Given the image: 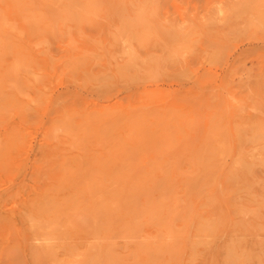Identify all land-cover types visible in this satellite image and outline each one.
I'll use <instances>...</instances> for the list:
<instances>
[{"label":"rangeland","instance_id":"obj_1","mask_svg":"<svg viewBox=\"0 0 264 264\" xmlns=\"http://www.w3.org/2000/svg\"><path fill=\"white\" fill-rule=\"evenodd\" d=\"M0 151V264H46L50 250L65 264L62 186L72 174H178L187 184L170 186L180 189L211 174L221 201L228 172L245 185L246 161L261 163L251 191L217 211L248 236L224 230L212 244L204 237V253L183 248L177 259L224 264L238 240L234 264H264V0H0ZM209 188L194 195L210 198Z\"/></svg>","mask_w":264,"mask_h":264},{"label":"bare ground","instance_id":"obj_2","mask_svg":"<svg viewBox=\"0 0 264 264\" xmlns=\"http://www.w3.org/2000/svg\"><path fill=\"white\" fill-rule=\"evenodd\" d=\"M222 146H223V144H222ZM259 149H258V151H259ZM261 149H262V146H261ZM2 150H3V148H2ZM260 155H261V152H260ZM260 155H258V157ZM216 157H217V155H216ZM246 159L249 160V158H246ZM194 160L195 159H193V161ZM217 160H219V158ZM242 160L245 162V160L243 158H242ZM253 160H255V159H253ZM191 163H192V161H191ZM239 163L241 164V160H239ZM194 164H195V162H194ZM220 164H221V162H220ZM224 164H225V162H224ZM242 164L243 165H240V166H242V168L239 170L238 175L241 177L240 182L245 183V185L244 184L239 185L237 183V181H234L235 177H232L233 179H231V175H229V174H233V176H234L236 174V173L234 174V171H232V173L228 172V176H229L230 180L233 181L234 183L227 184L224 187H222L221 189L219 188L221 185L218 187V189H219L218 193H220L218 196H220L221 201L216 199V196H214V193L217 191L216 187H217V183L219 185V181L217 180V182H216V180H215L216 187L213 185L215 188L214 187L209 188V186L211 184H213V181H214L213 175H211V174L208 176L202 177L204 179L200 183H198L196 186L194 185L195 187L194 186H193V188L191 187L192 189L191 188L186 189L184 187H182L180 189L177 187V186L180 187V184H181V186H183L184 184H187V182L185 180L186 176L184 177V175H178V174L175 176L173 175L174 177H171V175H169V174L167 175L164 173H162V174L156 173L157 175L156 174L152 175V173H150V174H146L145 176L143 175L144 177L138 176L141 178H135V176H133V177L130 176L132 174H130V175L125 174L124 175V173H122V172L116 173L119 175H114V174L99 175V173H98L96 175L87 174V176L84 179H82L84 176H82V178H81L79 175V178L81 180H84L83 182L79 181V179L76 178V176H78L77 174L75 175V177L72 176L73 174L68 176L67 178L65 177L66 180L68 178L70 180V181L68 180L67 182H65L66 184L64 183L65 185L63 184V186H62L63 187V189H62L63 193L67 195V196H64L65 197L64 199H66L64 201L65 205H64L63 201H62V203L65 206V209L67 208V212L69 213V214L65 213L66 217L68 216L66 218V222H67L66 225H67V231H68L69 235L65 238V240L63 237L64 248L61 249V247H60L61 251L64 250L63 258L65 259V264H132V263H135V264H171L172 259L174 260L175 257H176L175 260H177V262H178V259H177L178 252L183 248H185L187 250H192V251L197 250L198 252L204 253L203 251H205V249L208 248L207 246L211 245L212 241L217 240L216 236L220 235L222 232L230 230V234L233 237H237V238L242 237V236H243L242 238H244L245 236L247 237L248 235L244 231L243 224L240 223V221H243L246 223V220L242 216L245 214L241 213V211L246 212L247 211L246 209H242L241 211L238 212V213H240L238 215L242 214L241 216H242L243 220L239 221V223L242 224V226L236 222L229 220V219L227 220L226 216L220 217V215L222 213H221V211L220 212L217 211V210H221V206H219V204L217 203L218 201L220 203L223 202L224 205L226 204L224 206V209H226V211H227V209H230V211H231V209L234 208V205L233 204L231 205L232 196L234 194L237 195L238 192L240 193V191L242 192L244 188L248 191L249 190L251 191V189H250L251 185L248 183H251L252 180L251 181H249V180L251 178L253 171L255 170V167H257L258 165H261V163L260 162H253V161H246L245 163L242 162ZM262 165H264V164H262ZM177 166L178 165H176V169L178 168ZM162 168H164V167H162ZM200 169H201V167H200ZM182 171H181V173H182ZM191 171L193 172V170H191ZM236 171H238V170H236ZM194 173H196V172H194ZM79 174H81V173H79ZM133 175H136V174H133ZM63 176H64V174H63ZM63 176L61 178V181L63 180ZM176 177H178V178L182 177L181 179H183V177H184L185 181L180 180V183L178 182V185L177 186L175 185L176 188H172L170 186V183L174 182L175 180L177 181L178 178L176 179ZM218 177H219V175H218ZM196 178L197 177H195V179ZM237 178L239 179V177H237ZM71 179H73L74 182L78 180L77 185L82 183V185H84V186L82 188H80L79 186H77L73 182L71 183V181H72ZM186 179L187 180L188 179L193 180L194 177H193V179H192V177H189ZM215 179H217V177ZM172 180H174V181H172ZM227 180L229 181V179H227ZM182 181L184 182L183 185H182ZM228 181H226V182H228ZM62 183H63V181H62ZM162 183L166 184V186H164V184H162ZM59 184H60V181H59ZM64 186H65L66 190L64 189ZM78 187H79V189H77ZM205 187H207V189L208 188L211 189L210 190L211 193H212V188L215 189V192L212 193V195L209 194L211 197L213 196L215 200L213 199V197H212L213 200L212 199L209 200L211 198L210 196H209L210 198H206L207 196L204 195L205 197L199 198L198 194H197V196L194 195L195 193L193 191H199ZM257 188H259V187H257ZM53 190L55 191L54 188H53ZM56 190L59 191V192H57L58 193L57 195H59V193L61 191L57 188H56ZM49 191L51 193L52 190L49 189ZM65 191H66V193H65ZM45 192H47V189ZM140 193L142 195L141 200H140ZM182 193H184V194L180 195ZM51 195H53V194H51ZM46 196H47V194H46ZM181 196L182 197L184 196V198L182 199ZM199 196H200V194H199ZM196 197H197V199H196ZM248 197H249V195H248ZM44 198H46V197H44ZM45 200H47V199H45ZM45 200H44V202H45ZM182 200H184L186 203L182 204L181 203ZM54 201L55 200H53V202ZM239 201H240V199H239ZM261 203H263V202H261ZM40 204L46 205V203H40ZM58 204L60 205L59 202H58ZM40 207L42 208L43 206L41 205ZM259 207L262 208V207H264V205L263 206L259 205ZM259 207H258V211L260 209ZM255 208H257V207L255 206ZM55 209L59 210L58 208H55ZM55 209H54V211H55ZM65 209H64V211H65ZM235 209H237V208H235ZM237 210H234V211L237 212ZM39 211H41V210H39ZM44 211H46V210H44ZM154 211H158L160 214V216L158 217L157 220H154V216H155ZM215 211H217V214L219 216H217V214L215 215ZM253 211L255 212V210H253ZM253 211L249 210L247 212H252L251 215H253V214L256 215V212L253 213ZM49 212L51 213L50 210H49ZM55 213L59 214V212H57V211ZM247 215H249V213ZM251 215H249V216H251ZM49 218H50V216H49ZM246 218H248V217H246ZM256 218H257V216H256ZM11 221H12V219H11ZM54 221H55V219H54ZM8 224H10L9 221H8ZM53 224H54V222H53ZM246 224L248 225V223H246ZM12 226H13V224H12ZM59 226H60V223H59ZM33 228H32V230H33ZM40 228H39V230L42 231V229H40ZM251 228H252V226H251ZM261 228H264V227L262 226ZM14 230L16 231L15 228H14ZM50 232H52V231L50 230ZM190 232H191L192 241H193V239L195 240L194 242H191V243L189 240V238H190L189 233ZM60 233H61V231H60ZM141 234L146 235V238L144 240H140V238L143 237V235H141ZM52 235L53 234H50V233H46V234L41 233V236H43L45 243L47 244L48 248L51 246V242L55 243L54 239H53L54 236L52 237ZM56 235H58V234H55V236ZM139 235L142 237H139ZM188 235H189V237H188ZM61 236H63L62 233L60 235V238H61ZM213 236H215L216 238H213ZM23 237H24V234H23ZM187 237H188V239H187ZM200 237H201V239L203 238V241L200 239ZM204 237L211 238V244L209 243V245H208L207 241L205 244L204 243L205 242ZM196 239H199L200 241L196 242ZM220 239H223V238H220ZM38 240L41 241V237ZM187 240H189V242H187ZM31 241H32V239H31ZM208 241H209V239H208ZM35 242L37 243V241H35ZM59 242H60V239H59ZM236 242H239V241L236 240L234 243L232 240V243L230 241L229 244H234V245H229V244L226 245V248H227L226 253H228V255L230 256V257L229 256L227 257V255H226L225 259L226 258L228 259V260L226 259V263L227 262L230 263V260H231V264H234L233 260L235 258H236L235 261L236 260L238 261L240 259V258L238 259V257H236V255H239V254L244 255L245 249L243 247L239 246L242 243H236ZM192 243H195V244H192ZM57 244H59V243H57ZM214 244H216V242H214ZM39 245H38V247H39ZM42 245H43V243H42ZM48 248H47V251H48ZM12 249H13V247H12ZM41 249H42V247H41ZM258 249H259V251H261L260 252L261 254H262V252H264V251H262V247L259 244H257V246H256V250H258ZM57 250H58V248H57ZM42 253H43V251H42ZM195 253H196V251H195ZM46 254L48 255L49 253H46ZM56 254H57V252L55 253V256H56ZM196 254H192V256H195ZM249 254H250V250H249ZM36 255H37V252H36ZM48 256H49L48 258L46 257L48 259L47 260L48 263L59 264V263L63 262V264H64V261H62V260H61L62 262L60 261L59 263H58V261H56V258L54 257V255L51 254V250H50V255H48ZM182 256H183V254H182ZM246 256L248 257V255H246ZM42 258H44V255H42ZM46 258H44V261ZM196 258H198L197 255H196ZM196 258H194V260H196ZM249 258H251V257H249ZM38 259H40V258H38ZM211 259H212V257H211ZM241 259H243V256L241 257ZM244 259H245V257H244ZM21 260H22V258H21ZM36 260H37V258H36ZM194 260H192V262H195ZM47 261H45L46 264H47ZM213 261H214L213 259H212V261L210 260V264H213ZM247 261L249 262L248 259H247ZM258 261H260V259ZM41 262L43 264V261H41ZM173 262H175V261H173ZM182 262H183V260H182ZM178 263H180V262H178ZM178 263H176V264H178ZM186 263L189 264V261ZM226 263H224V264H226ZM258 263L261 264L260 262H258ZM16 264H17V261H16Z\"/></svg>","mask_w":264,"mask_h":264}]
</instances>
